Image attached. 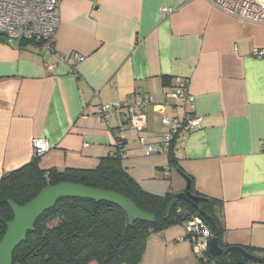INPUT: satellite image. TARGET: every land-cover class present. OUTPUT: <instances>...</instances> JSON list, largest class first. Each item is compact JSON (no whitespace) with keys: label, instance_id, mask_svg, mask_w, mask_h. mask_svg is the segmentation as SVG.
I'll return each mask as SVG.
<instances>
[{"label":"crops","instance_id":"0c3cea01","mask_svg":"<svg viewBox=\"0 0 264 264\" xmlns=\"http://www.w3.org/2000/svg\"><path fill=\"white\" fill-rule=\"evenodd\" d=\"M59 17L54 51L0 42V175L29 164L39 138L49 144L41 168L97 167L114 151L125 111L107 122L97 106L133 93L164 103L176 79L188 78L202 123L179 130L176 165L141 141L160 143L166 130L150 105L138 110L146 129L123 128L122 167L160 196L193 177L198 192L224 202L225 243L264 247V56L254 54L264 50V22L209 0H61ZM163 113L182 117L183 108L175 101ZM186 234L185 224L152 233L138 264H201Z\"/></svg>","mask_w":264,"mask_h":264},{"label":"trees","instance_id":"16d2710c","mask_svg":"<svg viewBox=\"0 0 264 264\" xmlns=\"http://www.w3.org/2000/svg\"><path fill=\"white\" fill-rule=\"evenodd\" d=\"M169 83L170 80L166 78L165 84ZM115 139L114 151L102 157L93 169H58L55 166L43 169L39 166L41 156L35 154L29 164L2 175L0 243L6 233L7 223L13 218L8 201L25 205L45 187L61 182L119 192L130 198L140 209L155 215V221H136L130 225L126 212L116 204L90 198L64 197L39 217L35 229L28 232L26 240L15 249L13 264H138L144 245L152 233L176 224L186 225L188 220L196 216L206 224V216L213 220L217 226L218 244L223 249L216 256L208 248L200 255L201 264L252 263L240 253L226 252L231 246L224 242L222 199L201 194L195 188L194 178L188 177L192 193L200 198L199 209H195L190 202L179 200L170 214L166 215L167 205L176 194L168 192L160 196L144 191L122 167L126 137L118 136L116 132ZM169 156L170 161L176 165L173 145ZM186 236L189 237V234ZM240 246L251 254L264 257V247Z\"/></svg>","mask_w":264,"mask_h":264},{"label":"built area","instance_id":"2783aa9c","mask_svg":"<svg viewBox=\"0 0 264 264\" xmlns=\"http://www.w3.org/2000/svg\"><path fill=\"white\" fill-rule=\"evenodd\" d=\"M61 0H0V42L18 46L23 42H34L50 51H54L55 36L59 27V3ZM215 7L245 21L264 22V0H209ZM172 11V8L166 9ZM255 55L264 56L263 49H257ZM80 56L78 60H83ZM52 69L53 65H48ZM194 95L189 89L188 80L177 78L175 84L166 92V101L158 103L151 95L133 93L125 101H114L97 106L95 116L104 118L107 122L114 113L121 112L122 123L117 131L118 136L126 137L123 128H134L139 131L147 128V116L144 110L147 106L156 108L160 121L166 126L160 143L146 144L147 154L169 153L179 130H194L201 128L202 117L193 113ZM178 102L183 108L182 117L168 116L163 113L166 106ZM89 144L87 143L86 146ZM34 155H42L49 150V144L44 139H35ZM2 175H0L1 178ZM187 233L197 253H204L213 238L210 227L202 218L196 216L187 221Z\"/></svg>","mask_w":264,"mask_h":264},{"label":"water","instance_id":"95a60500","mask_svg":"<svg viewBox=\"0 0 264 264\" xmlns=\"http://www.w3.org/2000/svg\"><path fill=\"white\" fill-rule=\"evenodd\" d=\"M187 186L184 191L176 194L166 208V215H169L179 200L190 202L195 209H199L200 198L191 191V181L186 177ZM64 197L90 198L96 201H107L121 207L127 215L130 225L136 221L153 223L155 215L140 209L130 198L123 194L101 188L89 187L83 184L61 182L56 185L42 189L32 200L25 205H19L13 200L8 203L13 211V218L7 223V230L0 243V264H13L15 249L26 240L27 234L35 229V223L41 215L55 206L57 201ZM204 215L203 212H201ZM207 224L212 228L213 238L210 241V251L213 255H220L223 249L218 244L217 226L209 217H205ZM226 252L240 253L245 260L255 263H264V257L249 253L242 246H231Z\"/></svg>","mask_w":264,"mask_h":264}]
</instances>
